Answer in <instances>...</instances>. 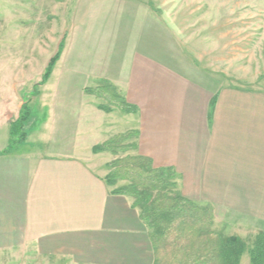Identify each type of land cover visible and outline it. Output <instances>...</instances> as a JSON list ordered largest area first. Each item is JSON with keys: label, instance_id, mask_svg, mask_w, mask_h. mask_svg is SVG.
<instances>
[{"label": "crops", "instance_id": "1", "mask_svg": "<svg viewBox=\"0 0 264 264\" xmlns=\"http://www.w3.org/2000/svg\"><path fill=\"white\" fill-rule=\"evenodd\" d=\"M140 39L129 59L98 71L136 114L104 112L87 104L96 97L82 91L66 106L64 151L29 147L28 136L0 156V257L153 264L132 198L112 194L106 184L113 155L92 151L130 130L139 133L137 149L126 155L172 167L183 197L212 206L215 231L242 241L264 232V84L241 86L201 73V80L190 78L182 69L191 70L180 68L162 44L154 47L145 33ZM128 116L134 118L129 128L117 130ZM35 126L30 122L28 131Z\"/></svg>", "mask_w": 264, "mask_h": 264}, {"label": "rangeland", "instance_id": "2", "mask_svg": "<svg viewBox=\"0 0 264 264\" xmlns=\"http://www.w3.org/2000/svg\"><path fill=\"white\" fill-rule=\"evenodd\" d=\"M143 32L180 68L191 70L182 69L190 78L201 80V73L241 86L264 84V0H0V151L24 101L37 124L27 145L64 147L68 102L100 84L104 65L115 67L140 50ZM63 39L61 56L34 97ZM90 99V106L104 103ZM133 119L124 118L117 130L128 129ZM243 242L240 264H249L254 240ZM0 264L72 263L16 253L0 257Z\"/></svg>", "mask_w": 264, "mask_h": 264}, {"label": "trees", "instance_id": "3", "mask_svg": "<svg viewBox=\"0 0 264 264\" xmlns=\"http://www.w3.org/2000/svg\"><path fill=\"white\" fill-rule=\"evenodd\" d=\"M64 39L57 53L48 62L41 81L34 87L45 84L59 60ZM86 94L104 101L98 109L110 112L117 109L125 114H136L138 108L130 104L107 80L86 88ZM215 105V99L211 101ZM32 111L28 102L20 107L18 118L10 124L9 142L0 151L10 154L14 146L23 144L28 137ZM138 131L130 130L109 137L104 143L94 146L93 153L109 152L113 156L137 149ZM106 184L113 188L112 194L125 195L133 200L139 218L144 222L153 250V264H240L246 245L238 237H225L213 229L214 213L211 205H200L183 197L177 191L178 176L172 167L157 168L149 157L125 155L107 164ZM119 182H125L117 186ZM249 264H264V232H259L249 252Z\"/></svg>", "mask_w": 264, "mask_h": 264}]
</instances>
